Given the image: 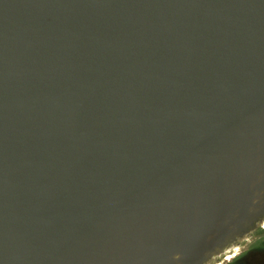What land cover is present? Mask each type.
<instances>
[{
  "label": "water",
  "instance_id": "water-1",
  "mask_svg": "<svg viewBox=\"0 0 264 264\" xmlns=\"http://www.w3.org/2000/svg\"><path fill=\"white\" fill-rule=\"evenodd\" d=\"M264 221V0H0V264H209Z\"/></svg>",
  "mask_w": 264,
  "mask_h": 264
},
{
  "label": "flooded vegetation",
  "instance_id": "flooded-vegetation-1",
  "mask_svg": "<svg viewBox=\"0 0 264 264\" xmlns=\"http://www.w3.org/2000/svg\"><path fill=\"white\" fill-rule=\"evenodd\" d=\"M209 264H264V221L245 239Z\"/></svg>",
  "mask_w": 264,
  "mask_h": 264
}]
</instances>
